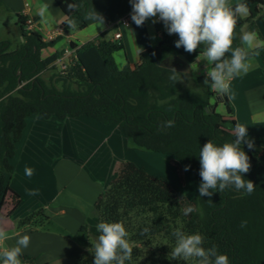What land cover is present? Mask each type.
Here are the masks:
<instances>
[{
    "label": "trees",
    "instance_id": "obj_1",
    "mask_svg": "<svg viewBox=\"0 0 264 264\" xmlns=\"http://www.w3.org/2000/svg\"><path fill=\"white\" fill-rule=\"evenodd\" d=\"M54 1L66 16L62 24L65 33L87 27L88 6L84 0ZM243 3L249 15L243 22L237 20L233 39L237 47H243L244 31L260 35L258 21H264V0ZM68 4L77 7L69 10ZM18 20L22 43L12 50L10 41H0V211L6 207V216L10 217L22 204V196L11 188V179L29 119L87 117L120 128L137 148L168 156L177 164H189L196 189L194 198L188 201L179 197L166 179L154 177L132 162L121 164L116 177L96 200L92 220L79 230L90 251L80 253L75 264H94L92 244L100 234V222H122L125 226L133 248L132 259L126 264H145V249L164 238L169 243L155 247L160 263L179 264L169 258L175 246L172 233L177 229L201 234L204 247L215 245L218 253L229 257L230 264H264V162L257 156L264 138L247 139L254 143L253 149L247 143L241 145L251 163L244 178L256 185L250 195L234 186L222 193L213 192L211 197H200L198 191L200 148L208 140L217 145L232 142L237 123L227 97L209 87L210 79L205 87L200 86L202 78H197L193 88L182 84L191 69L180 56L197 59L204 53L203 45L188 53L183 47H175L179 38L162 33L155 48L140 53L137 65L119 69L114 54L123 48L121 42L95 39L79 47L71 43L75 57L61 72L55 65L60 53L42 58V51L54 47L57 39L45 41L35 32L26 31L25 17L18 15ZM72 21L75 27L69 26ZM261 58L264 77V49ZM221 104L225 114L218 111ZM168 120L174 126L162 129V122ZM188 205L196 211L186 216L182 209ZM242 221L247 222L245 227H241ZM18 226L50 230L53 223L40 209L22 218ZM20 258L23 264H36L33 257Z\"/></svg>",
    "mask_w": 264,
    "mask_h": 264
},
{
    "label": "crops",
    "instance_id": "obj_2",
    "mask_svg": "<svg viewBox=\"0 0 264 264\" xmlns=\"http://www.w3.org/2000/svg\"><path fill=\"white\" fill-rule=\"evenodd\" d=\"M243 1L245 0H229V4L234 6ZM84 2L88 6L87 14L95 10L105 18L104 26L97 28L93 21L86 18L87 27L83 30H74L71 34L63 31L62 24L66 16L54 0H1L0 4L5 11L14 13L17 18L20 15L27 20H31V32H35L43 40L53 41L57 39L54 47L46 48L42 51L43 59L53 58L58 53L62 55L61 57L69 55L74 58L75 49L71 48V43H75L79 47L95 39L101 41L114 40L115 34L121 32L122 38L119 42L123 44V48L114 54V58L119 69H123L128 65L133 68L139 63L140 53L147 49L155 48L160 41L162 33H167L163 22L153 23L152 19L147 20L143 26H136L130 18L132 9L129 0H84ZM44 4L49 5V10L46 18L41 19L38 16V11L40 6ZM248 15L237 16V20L243 22ZM125 16L130 19V25L127 27L120 22ZM258 28L260 33L258 38L260 40L263 38L264 40V21H258ZM171 36L179 38L176 34ZM0 41H3V39H0ZM11 44L12 50L20 45L12 42ZM232 47L235 48L237 46L233 44ZM263 49L264 47H259L252 51V67L248 73L234 77L230 82V91L227 94H222L227 97L231 105L234 120L248 127L246 139L264 138V77L261 72ZM228 55L230 56V53ZM180 59L191 69L190 74L182 78V84L186 78V87L193 88L196 86L197 78H202L200 86L205 87L207 85L205 84V79L210 78L206 77L204 55H200L199 60L189 59L186 55H181ZM183 86L185 88V84ZM220 106L223 107V111L220 113L225 114V106L223 104ZM80 124L89 127L93 132L92 136H89V146L85 147L87 152V154L85 153L86 162L99 167L94 169L93 174L86 173L83 175L80 178V182L77 183L76 180L72 179L77 175L75 173L77 169L73 162L75 159L67 155L60 145L62 144L63 146L65 143L68 152L70 151L68 149L74 147L76 140L74 138L75 135L74 137L72 135L73 127L80 126ZM47 133H49V137H53L52 134L56 133V139L58 140L59 136L61 139L63 138V142L61 143L59 140L57 145L59 151L63 152H57L53 170L55 173L57 171L60 173L65 188L60 190L58 194H52V198L47 196L50 199L47 204L39 203L32 208L23 210L28 195L26 194V189L28 188H25L21 182L17 183L15 178L21 172H23L21 174L24 177H27L25 175L26 168L34 170V174L29 178H35L40 162L35 157L34 148L30 145L40 143V137L38 136L45 138L48 137ZM126 141L130 142L120 128L104 126L87 117L67 118L65 120H59L55 117L50 119L31 117L24 138L18 145L17 155L14 160L15 171L11 179V188L22 196V204L10 217L6 216V207L2 209L5 211L4 219H7V221L4 222L1 228L12 237L5 242L6 246H14L16 244V240L19 237L15 234L19 232L21 235L30 236V244L23 250V255L35 258L36 264H50V261L55 259L66 260V258H70L67 259V261L70 260L69 263L76 260L86 246L85 236L79 234V230L83 224L92 220L96 200L116 177L117 168L126 162L123 158L122 150V148L128 146ZM130 144L134 146L132 143ZM22 146L31 148L33 152L24 157L23 153L25 151L23 153L20 151ZM53 146L55 147L56 145ZM257 156L264 162V146L257 149ZM59 165L60 167H58ZM146 172L148 171L146 170ZM148 174L150 173L148 172ZM70 178L72 181H69ZM29 184L36 185L32 182ZM32 189L34 188L32 187ZM40 209L53 223V227L50 230H44L36 226L23 228L18 226L22 218ZM74 240L79 241L76 243ZM49 257H51L50 260H48ZM69 263L67 262V264Z\"/></svg>",
    "mask_w": 264,
    "mask_h": 264
},
{
    "label": "clouds",
    "instance_id": "obj_3",
    "mask_svg": "<svg viewBox=\"0 0 264 264\" xmlns=\"http://www.w3.org/2000/svg\"><path fill=\"white\" fill-rule=\"evenodd\" d=\"M131 4V21L138 27L152 19L153 23L163 22L169 35L176 34L179 39L175 47L193 53L204 46V61H206V77L210 78L212 89L220 94L230 91L231 80L241 74H247L252 67L251 53L255 48L264 47V40L258 38L255 31H244L241 42L244 47L233 48L234 32L237 16H247L249 8L246 3H237L234 6L229 0H129ZM69 10L76 9V5L68 4ZM49 5L40 6L38 16L46 18ZM87 19L94 22L96 27H103L105 18L95 10L87 14ZM75 27V21L70 22ZM230 53V56L228 55ZM199 60V56L197 57ZM175 80V76L171 77ZM209 84V79H205ZM174 122H162L161 128H170ZM235 139L217 145L208 140L199 153L201 183L200 197H211L213 192L222 193L226 188L234 186L237 191L250 195L256 185L245 179L244 174L251 169L249 156L241 147L247 143L249 149L254 143L248 141V127L236 123L233 128ZM185 165L184 171L190 170ZM32 168L25 169V175L31 177ZM33 190L29 195H37ZM196 209L188 205L182 209L184 215L193 213ZM241 222V227L246 226ZM145 232L147 229L144 230ZM100 233L95 244H92L94 264H126L132 259L133 248L130 245L128 232L122 222H100L97 225ZM19 237L14 246H6L11 239L8 233L0 228V262L2 264H23L21 256L23 250L30 244L29 235L15 234ZM172 235L175 237V247L171 249L174 260H193L195 264H230L226 254H220L215 245L204 247L205 238L199 234H185L177 229Z\"/></svg>",
    "mask_w": 264,
    "mask_h": 264
},
{
    "label": "rangeland",
    "instance_id": "obj_4",
    "mask_svg": "<svg viewBox=\"0 0 264 264\" xmlns=\"http://www.w3.org/2000/svg\"><path fill=\"white\" fill-rule=\"evenodd\" d=\"M0 39L2 40H8L12 42L13 44H20L23 40L22 32L19 26V20L14 13H10L4 10L3 6L0 4ZM186 78L183 81V84H185L186 87ZM190 88V87H188ZM220 106V105H219ZM219 112L223 111V107L220 106ZM92 131L89 127L80 124V126H74L72 135L74 137L75 135V142L73 148L68 149L67 151L66 144H62L60 147H62L63 151L69 155L72 156L75 160L73 162L76 166V172L77 175L73 177L72 179L76 180L77 183L80 182V178L83 177V175L87 174H93L94 169L99 167L98 165L95 166L94 164H90V162H86V155L87 154L85 147L89 146V136H92ZM48 137L42 138L40 137V143L30 145L32 148H34L35 157L39 159L40 166H38V170L36 172L35 178H29L24 177L23 172L20 173V175L16 176V182L23 183V186H25L27 193L26 197V203L24 205V209L32 208L35 206V204H47L49 202V198H52V194H58L60 190H63L65 188L64 182L62 180V177L60 173L53 170L54 168V160L57 152H63L59 151L57 145L59 140L61 143L63 142V138L61 139L59 136V140L56 139L57 134H52L53 137H49V133L46 134ZM50 138L51 141H50ZM128 146L125 148H122L123 150V158L126 162H132L134 164H138L137 166L144 167L150 174L154 175V177L163 178L166 179L170 186L175 190L177 195L181 198H184L188 201H191L194 198L195 195V180L193 173L191 171V168L189 171H184L185 165H189L187 163H179L177 164L172 158L168 156H164L161 154H157L154 152H150L147 150H144L142 148H137L135 146H131V142H127ZM53 145H56L55 147ZM22 150L21 153L24 151V157H27V155L32 151L31 148H24V146L21 147ZM121 158V157H120ZM174 161V162H173ZM60 167V165L58 166ZM117 168V166H116ZM120 168V166H119ZM119 168L117 170L119 171ZM116 170V171H117ZM147 172V173H148ZM72 179L70 178L69 181ZM26 181V182H25ZM35 183L36 185H30L29 183ZM32 187L34 189H32ZM33 190H36L38 192L37 195H29L30 192ZM48 196V197H47ZM38 211V210H37ZM5 211H1L0 213V228L3 226L4 222L7 221V219H4ZM79 241V240H77ZM74 240V242L78 243ZM86 241V240H85ZM169 239H161L159 240L158 244L156 241L152 243V246L149 248H146V255L144 260L145 264H161L160 263V256L159 253L156 251V245L159 244H167L169 243ZM156 242V244H155ZM7 245V244H6ZM175 247V246H174ZM173 247V248H174ZM84 250L90 251L89 246L84 247ZM51 257L48 258L50 260ZM169 258L173 259L171 254L169 255ZM66 260H53L50 261V264H67L69 261ZM179 264H195L193 260H176ZM76 260L69 264H75Z\"/></svg>",
    "mask_w": 264,
    "mask_h": 264
},
{
    "label": "built area",
    "instance_id": "obj_5",
    "mask_svg": "<svg viewBox=\"0 0 264 264\" xmlns=\"http://www.w3.org/2000/svg\"><path fill=\"white\" fill-rule=\"evenodd\" d=\"M120 22L126 27L130 25V19L128 16L123 17ZM31 27H32V21L27 20L26 25H25L26 31L31 32ZM121 38H122L121 32H117L114 36L113 41H119ZM72 61H73V58H71L69 55H66L65 57H61L57 59L55 61V65L57 66L59 71L64 72L70 67Z\"/></svg>",
    "mask_w": 264,
    "mask_h": 264
}]
</instances>
